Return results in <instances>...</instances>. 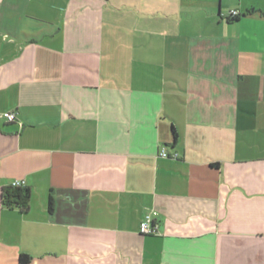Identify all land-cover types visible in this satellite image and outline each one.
I'll return each instance as SVG.
<instances>
[{"label": "crops", "instance_id": "0c3cea01", "mask_svg": "<svg viewBox=\"0 0 264 264\" xmlns=\"http://www.w3.org/2000/svg\"><path fill=\"white\" fill-rule=\"evenodd\" d=\"M3 112L0 264H264V0H0Z\"/></svg>", "mask_w": 264, "mask_h": 264}, {"label": "trees", "instance_id": "16d2710c", "mask_svg": "<svg viewBox=\"0 0 264 264\" xmlns=\"http://www.w3.org/2000/svg\"><path fill=\"white\" fill-rule=\"evenodd\" d=\"M176 139V136H174ZM30 192L26 187L5 188L1 195V205L7 209L16 208L20 212H26L29 206ZM49 212L53 211L52 202H49ZM30 258L26 255H21L19 258L20 264H28Z\"/></svg>", "mask_w": 264, "mask_h": 264}, {"label": "built area", "instance_id": "2783aa9c", "mask_svg": "<svg viewBox=\"0 0 264 264\" xmlns=\"http://www.w3.org/2000/svg\"><path fill=\"white\" fill-rule=\"evenodd\" d=\"M230 16L232 18H236L238 16V13L233 11L230 13ZM0 120H3L7 123H16L17 122V116L13 112H3L0 113ZM160 157L167 158L168 154L163 149L161 150ZM12 187H25V183L23 181H13L10 184ZM139 232L143 235H156L157 234V227L153 224L152 219L149 215H146L143 219V221L139 225Z\"/></svg>", "mask_w": 264, "mask_h": 264}]
</instances>
